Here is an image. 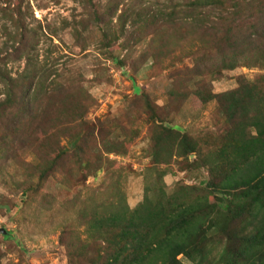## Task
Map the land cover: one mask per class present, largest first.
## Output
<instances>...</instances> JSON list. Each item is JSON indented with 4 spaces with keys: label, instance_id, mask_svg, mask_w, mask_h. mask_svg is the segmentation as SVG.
<instances>
[{
    "label": "trees",
    "instance_id": "1",
    "mask_svg": "<svg viewBox=\"0 0 264 264\" xmlns=\"http://www.w3.org/2000/svg\"><path fill=\"white\" fill-rule=\"evenodd\" d=\"M81 2V18L64 22L76 45L86 50L96 31L95 48L122 67L111 48L146 40L141 61L169 68L167 102L142 91L107 124L89 120L94 97L38 60L41 28H27L21 2L0 0V184L22 196L17 204L0 193V214L16 207L22 216L34 203L36 218L44 216L55 200L45 191L54 178L76 190L60 204L71 213L58 238L68 264H264V73L212 88L229 71L264 64V0ZM21 59L23 68L12 73L8 62ZM190 95L202 106L213 102L214 129L192 134L169 125L167 110ZM139 121L147 126L149 164L142 199L130 207L123 188L129 170L109 154H125ZM173 168L204 179L168 192L163 178ZM98 172L110 181L91 187L88 176ZM5 231L0 238L12 239Z\"/></svg>",
    "mask_w": 264,
    "mask_h": 264
},
{
    "label": "rangeland",
    "instance_id": "2",
    "mask_svg": "<svg viewBox=\"0 0 264 264\" xmlns=\"http://www.w3.org/2000/svg\"><path fill=\"white\" fill-rule=\"evenodd\" d=\"M81 1L12 0V3L21 2V10L25 13L24 20L28 29L33 31L41 28L37 30L38 41L35 45L38 60L56 69L59 80L62 82L67 83L78 79L82 87L94 97L95 104L87 115L89 120L99 119L107 124V119L117 118L124 113L133 95L142 91L146 92L157 104L162 106L166 104L167 91L171 86L168 76L169 68L165 66V63L154 67L150 58H146L144 62L141 61V53L145 48L146 40L132 49L119 50L116 45L111 48L113 53L124 59L122 67L113 60L107 59V53L102 54L95 48L99 39L96 31L91 34L92 41L86 50H81L76 45L70 25H64V22L72 23L74 19L81 18L85 5ZM93 1L98 5L106 0ZM5 5L3 3V6ZM94 29V26L91 27V30ZM5 41L6 36H3L0 31L1 56L6 55L3 50ZM8 51L12 49L8 48ZM184 63L191 65L188 59H185ZM23 65L24 59H21L9 61L7 67L14 73L16 70H21ZM257 72L264 73V64L251 69L240 66L227 72L220 80H214L212 82L213 92L224 91L235 86V76L238 74L243 73L251 78ZM126 99H128L127 104ZM213 110V102L202 106L195 96L190 95L177 111L167 110L166 119L169 125L187 130L192 134H200L207 128L214 129ZM138 129L137 137L127 136L125 138V154H109L110 158L116 160L115 166L120 165L129 170L123 188L130 207L142 199L146 182L145 172L149 164V157L146 156L147 145H149L147 126L139 121ZM114 131L118 133V127ZM121 137L124 136L121 135ZM31 158V155L27 156V159L31 160ZM197 175L198 178L195 174L186 177L173 168V171L163 178L165 189L171 192L178 184H191L204 179L203 173ZM109 181L107 175L98 172L95 176H88L87 184L94 188H102ZM7 187L0 184V193L10 196L14 202L19 204V200L22 199L20 192L9 193ZM45 191L50 192L55 200L44 216L36 218L38 216L33 210L36 207L34 203L26 212L24 211L22 216H17L16 207L4 215L0 214V228H5L12 234V239L8 241L0 238V264H68L64 247L59 243L58 238L60 223L69 218L71 213L61 206V202L73 196L76 190L68 189L56 183V180L52 178L49 179ZM182 261L185 264H192L186 259Z\"/></svg>",
    "mask_w": 264,
    "mask_h": 264
},
{
    "label": "water",
    "instance_id": "3",
    "mask_svg": "<svg viewBox=\"0 0 264 264\" xmlns=\"http://www.w3.org/2000/svg\"><path fill=\"white\" fill-rule=\"evenodd\" d=\"M5 229L4 228H0V233H5Z\"/></svg>",
    "mask_w": 264,
    "mask_h": 264
}]
</instances>
